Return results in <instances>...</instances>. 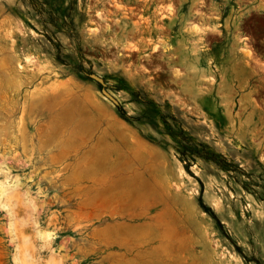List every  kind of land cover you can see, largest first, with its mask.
<instances>
[{"label": "rangeland", "instance_id": "374dc122", "mask_svg": "<svg viewBox=\"0 0 264 264\" xmlns=\"http://www.w3.org/2000/svg\"><path fill=\"white\" fill-rule=\"evenodd\" d=\"M111 1L0 0V264H264V0Z\"/></svg>", "mask_w": 264, "mask_h": 264}, {"label": "bare ground", "instance_id": "6f19581e", "mask_svg": "<svg viewBox=\"0 0 264 264\" xmlns=\"http://www.w3.org/2000/svg\"><path fill=\"white\" fill-rule=\"evenodd\" d=\"M94 1H95V0H94ZM110 1H111V0H110ZM118 1H119V0H118ZM120 1H121V0H120ZM128 1H129V0H128ZM140 1H141V0H140ZM111 2H112V1H111ZM156 2H157V1H156ZM108 3H109V2H108ZM118 3H119V2H115L114 4H115V5H119ZM84 4H85V3H84ZM96 4H97V3H96ZM124 4H126V3H124ZM167 4H171V2H170V3H167ZM127 5H128V4H127ZM164 5H165V4H164ZM185 5H186V4H185ZM87 6H88V5H87ZM97 6H98V5H97ZM121 6H122V5H121ZM124 6H125V5H124ZM128 6H129V5H128ZM132 6H133V5H132ZM138 6L140 7V5H137V7H138ZM141 6H142V5H141ZM91 7H93V6H91ZM95 7H96V6H95ZM122 7H123V6H122ZM135 7H136V6H135ZM150 7H151V6H150ZM158 7H159V6H158ZM161 7H162V6H160V9H161ZM165 7H166V6H165ZM87 8H88V7H87ZM128 8H129V7H128ZM128 8H127V9H128ZM140 8H141V7H140ZM144 8H145V7H144ZM107 9H108V8H107ZM109 9H110V8H109ZM124 9H125V8H124ZM129 9H130V8H129ZM136 9H137V8H136ZM153 9H154V8H153ZM155 9H156V8H155ZM178 9H179V8H178ZM99 10H100V9H99ZM117 10H118V9H117ZM184 10H185V8H184ZM184 10H183V11H184ZM103 11H104V10H103ZM114 11H115V10H114ZM122 11H123V10H122ZM122 11H121V12H122ZM158 11H159V10H158ZM160 11H161V10H160ZM98 12H99V11H98ZM98 12H96V13H98ZM125 12H126V10H125ZM128 12H129V11H128ZM137 12H138V11H137ZM140 12H141V11H140ZM142 12H143V11H142ZM162 12H163V11H162ZM171 12L174 13V11H171ZM180 12H181V11H180ZM83 13H84V12H83ZM88 13H89V12H88ZM99 13H101V12H99ZM126 13H127V12H126ZM133 13H134V11H133ZM133 13H132V14H133ZM163 13H164V12H163ZM85 14H86V13H85ZM108 14H110V12L107 13V15H108ZM115 14H116V13H115ZM117 14H118V13H117ZM128 14H129V13H128ZM128 14H127V16H128ZM140 14H141V13H140ZM142 14H143V13H142ZM164 14H165V13H164ZM95 15H96V14H95ZM123 15H124V14H123ZM134 15H135V13H134ZM149 15H150V14H149ZM205 15H206V14H205ZM79 16H80V15H79ZM100 16H101V15H100ZM105 16H106V15H105ZM108 16H109V15H108ZM136 16H137V15H135V17H136ZM158 16H159V15H158ZM86 17H87V16H86ZM97 17H98V16H96V18H97ZM101 17H102V16H101ZM120 17H121V16H120ZM122 17H123V16H122ZM153 17H154V16H153ZM168 17H169V16H168ZM99 18H100V17H99ZM137 18H138V17H137ZM139 18H140V17H139ZM141 18H142V17H141ZM156 18H158V17H156ZM205 18H206V17H205ZM103 19H104V18H103ZM103 19H102V20H103ZM116 19H117V18H116ZM116 19H115V20H116ZM123 19H124V18H123ZM131 19H132V18H131ZM145 19H146V18H145ZM145 19H144V21L146 22ZM154 19H155V18H154ZM184 19H185V18H184ZM107 20H108V18H107ZM137 20H138V19H137ZM142 20H143V19H142ZM163 20H164V19H163ZM97 21H98V20H97ZM109 21H110V20H109ZM130 21H131V20H130ZM140 21H141V20H140ZM140 21H139V22H140ZM154 21H155V20H154ZM176 21H177V19H176ZM100 22H101V21H100ZM100 22H99V23H100ZM106 22H107V21H106ZM133 22H135V20H134ZM142 22H143V21H142ZM145 22H144V23H145ZM164 22L166 23L165 20H164ZM92 23H93V22H91V24H92ZM113 23H114V22H113ZM118 23H119V22H118ZM123 23H124V22H123ZM217 23H218V22H217ZM148 24H149V23H148ZM148 24H147V25H148ZM215 24H216V23H215ZM85 25H86V24H85ZM127 25H129V24H127ZM141 25H143V24H141ZM86 26H87V25H86ZM96 26H97V25H96ZM96 26H95V27H96ZM107 26H108V25H107ZM132 26H133V25H132ZM132 26H131V27H132ZM136 26H137V25H136ZM159 26H160V25H159ZM169 26H171V25H169ZM169 26H168V27H169ZM82 27H83V26H82ZM99 27H100V26H99ZM146 27H147V26H146ZM90 28H91V27H90ZM92 28H93V27H92ZM121 28H122V27H121ZM123 28H124V27H123ZM133 28H134V27H132V29H133ZM148 28H149V27H148ZM177 28H178V27H177ZM191 28H192V27H191ZM102 29H103V28H102ZM132 29H131V30H132ZM193 29H194L195 31H199V30H201L202 28L199 27V26H193ZM103 30H104V29H103ZM109 30H110V29H109ZM126 30H128V29H126ZM101 31H102V30H101ZM132 31H133V30H132ZM138 31H139V30H138ZM145 31H146V30H145ZM162 31H163V30H162ZM97 32H98V31H97ZM172 32H173V31H172ZM172 32H171V33H172ZM184 32H185V31H184ZM109 33L111 34V32H109ZM109 33H108V34H109ZM121 33H122V32H121ZM124 33H125V32H124ZM139 33H140V32H139ZM146 33H147V32H146ZM148 33H150V32H148ZM187 33H188V32H187ZM91 34H92V33H91ZM94 34H95V33H94ZM96 34H97V33H96ZM99 34H100V33H99ZM151 34H152V33H151ZM87 35H89V34H87ZM125 35H126V33H125ZM149 35H150V34H149ZM103 36H104V35H103ZM127 36H128V35H127ZM88 37H89V36H88ZM93 37H94V36H93ZM95 37H96V35H95ZM119 37H120V36H119ZM127 38H128V37H127ZM149 38H150V37H149ZM92 39H93V38H92ZM95 39H96V38H95ZM87 40H88V39H87ZM103 40H104V39H103ZM118 40H119V39H118ZM101 41H102V40H101ZM128 41H129V40H128ZM155 41H156V40H155ZM185 41H186V40H185ZM99 42H100V41H99ZM130 42H132V41H130ZM145 42H146V41H145ZM153 42H154V41H153ZM153 42H152V43H153ZM132 43H133V42H132ZM132 43H131V44H132ZM143 43H144V42H143ZM146 43H147V42H146ZM131 44L129 43L128 45H131ZM139 44H140V42H139ZM120 45H122V44H120ZM136 45H137V44H136ZM152 45H154V43H153ZM204 45H205V44H204ZM132 46H133V45H132ZM132 46H130V47H131V51L133 50V49H132ZM136 47H137V46H136ZM136 47L133 46L134 49H136ZM141 47H142V46H141ZM204 48H205V47H204ZM127 49H128V48H127ZM185 49H186V48H185ZM201 49H202V48H201ZM139 50H140V49H139ZM188 51H189V50H188ZM207 51H208V50H207ZM202 52H203V51H202ZM204 52H205V51H204ZM168 53H169V52H168ZM131 55H133V54H131ZM129 56H130V54H129ZM171 58H173V57L171 56ZM205 58H206V56H205ZM207 59H209V58H207ZM172 60H173V59H172ZM180 60H181V58H180ZM209 61H210V60H208L207 62H209ZM212 62H213V61H212ZM208 65H209V64H208ZM142 75H144V74H142ZM135 76H136V75H135ZM140 77H141V75H140Z\"/></svg>", "mask_w": 264, "mask_h": 264}, {"label": "water", "instance_id": "95a60500", "mask_svg": "<svg viewBox=\"0 0 264 264\" xmlns=\"http://www.w3.org/2000/svg\"><path fill=\"white\" fill-rule=\"evenodd\" d=\"M93 77H94L95 79L101 81V78H100L99 76H97V75H93ZM103 93H104L107 97H109L112 101H114L115 103L118 102L117 99H116L114 96H112L108 91L103 90Z\"/></svg>", "mask_w": 264, "mask_h": 264}]
</instances>
